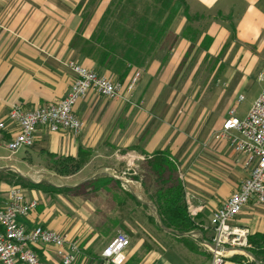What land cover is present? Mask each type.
<instances>
[{"label":"crops","instance_id":"1","mask_svg":"<svg viewBox=\"0 0 264 264\" xmlns=\"http://www.w3.org/2000/svg\"><path fill=\"white\" fill-rule=\"evenodd\" d=\"M127 1L0 0V122L5 123V129L0 130V201L11 187H19L27 201L37 202L23 223L41 225L77 240L80 254L76 263L88 257L102 264L100 254L115 236L106 230L128 226L126 215L118 221L117 204L111 201L110 193L98 190L72 196L46 193L21 183L74 188L105 175L118 180L125 191L141 201L145 196L141 186L127 185L121 177L109 173L80 176H85L91 165H102L119 149L127 153L135 150L144 157L166 153L183 181L188 213L203 228L192 240L205 254L174 244L160 254L147 252L139 257L138 264H211L212 254L202 241L212 236V212L248 175L242 158L225 139L216 140L213 134L221 130L231 109L236 116H245L264 88V0H184L187 15H206L203 23L191 27L193 31L200 28L194 47L184 36L189 21L181 9L141 69L133 103L107 99L91 90L74 107L83 123L79 135L41 128L31 148L13 155L5 149L16 132L15 124L7 118L11 107L31 110L64 98L74 79L68 62L121 82L139 71L120 62L102 66L93 56L91 38L105 13ZM205 36L211 43L200 53L222 54L216 67H210L214 70L220 66L222 71L209 78L211 87L200 94L198 88L187 93L185 88H177L175 75L189 49H199ZM191 80L187 79L183 87L194 86ZM239 96L244 98L240 103ZM83 155L89 159L83 168L67 176L71 181L78 178L71 184L51 183L64 177L41 164L47 157L77 161ZM145 211L152 212L149 207ZM230 226L246 229L248 236L264 234V204L249 203ZM141 246L137 242L126 249V262ZM45 249L46 254L39 253L42 258L56 259L54 249ZM243 251L236 249L222 264H245L243 259H235L245 257ZM251 257L248 264H258Z\"/></svg>","mask_w":264,"mask_h":264},{"label":"built area","instance_id":"2","mask_svg":"<svg viewBox=\"0 0 264 264\" xmlns=\"http://www.w3.org/2000/svg\"><path fill=\"white\" fill-rule=\"evenodd\" d=\"M66 66L74 79L64 98L31 110L19 105H13L9 110L7 118L16 126V132L5 144L9 155L31 148L41 128L51 133L79 135L83 123L75 115L74 107L80 99L93 90L107 99L130 103L140 78V72L135 71L126 82H121L74 62H68ZM243 99L239 96L237 102ZM4 129L5 123L0 122V130ZM213 138L225 139L232 151L242 158L248 171L236 190L212 212V236L205 242L221 250L214 251L202 243L212 254L211 264H222L236 249L247 247L248 231L230 226V222L249 203L264 204V88L245 116L238 117L231 109ZM36 207L37 202L27 201L17 186L11 187L5 199L0 201V264H75L80 254L77 240L41 225L27 226L22 222ZM129 245V237L117 233L100 254L103 264H124ZM47 247L54 249L56 259L39 255L40 252L46 254Z\"/></svg>","mask_w":264,"mask_h":264},{"label":"trees","instance_id":"3","mask_svg":"<svg viewBox=\"0 0 264 264\" xmlns=\"http://www.w3.org/2000/svg\"><path fill=\"white\" fill-rule=\"evenodd\" d=\"M183 9L187 16L184 0H128L127 4L115 5L109 8L105 17L100 22L95 34L91 38L93 56L102 66H111L120 62L135 68H143L155 52L157 45L169 28L172 20ZM196 32H192L194 35ZM190 30L184 36L188 39ZM203 41H211L205 36ZM73 161L71 158H64ZM143 169L147 171L148 178L140 183L145 196L137 201L118 180L101 175L74 188H56L42 183L22 182L31 189L41 190L46 193H65L72 196H81L89 192L106 190L110 184L120 186L134 203L147 210L142 204L151 203L160 215L162 224L177 232H203V228L191 218L184 200V185L174 163L166 153H156L144 157ZM137 181L138 178L134 177ZM153 188L154 192L149 193ZM152 213V212H151ZM153 215V213H152ZM154 221V215L151 217ZM158 229L159 226L156 225ZM190 239V238H189ZM188 237H176L179 242H184L194 251L195 245L189 243ZM207 242L209 239H205ZM256 260L264 264V234L254 233L247 236V248ZM136 256L124 264H138Z\"/></svg>","mask_w":264,"mask_h":264},{"label":"rangeland","instance_id":"4","mask_svg":"<svg viewBox=\"0 0 264 264\" xmlns=\"http://www.w3.org/2000/svg\"><path fill=\"white\" fill-rule=\"evenodd\" d=\"M189 25L187 26L186 30L184 31V34L187 30H190L194 33V35L191 34V36L188 38V40L191 43V48L194 47V43L198 37V32H200V28H198L197 31H193L191 29L192 25L197 23H203L206 19V15H187L186 16ZM208 37V36H207ZM204 39V38H203ZM211 39V38H210ZM211 41H203L199 45V49L196 51H193V49H189V51L186 53L185 58L183 59L181 68L177 70L176 81L178 87L177 88H185L186 92H192L193 90L198 88V94H200L205 88L211 87L208 86L210 79L212 77H217L220 72L222 71L221 68L211 69L210 67L218 64V61L221 60V55H208V54H202L200 51L202 50H208V47L210 46ZM154 55V54H153ZM152 55V57H153ZM210 56V57H209ZM151 59V58H150ZM146 66V65H145ZM144 68V67H143ZM138 69L141 75V69ZM191 78L192 83H194V86H184L187 79ZM210 78V79H209ZM140 79V78H139ZM207 85V86H206ZM133 103V102H130ZM139 104V105H138ZM136 103L135 106H140V103ZM246 102L242 104L241 106H245ZM241 107V108H242ZM128 154V155H127ZM132 157H130V156ZM110 156V157H109ZM107 159H104L105 162H102L100 166H94L91 165V168L86 170L87 174L85 176H80L81 178H86L91 176L93 173H109L113 176L121 177L125 181H127V185H131L132 187L138 188V185L142 181H146L148 178L147 171L145 168L143 169L142 166V154L138 151H132V152H125L124 150H116L113 155H109ZM89 156L83 155V157L79 158L77 161H70L66 160L64 158H53V157H47L41 160V164L43 166H46L48 168L53 169V171L59 176L64 177L60 179H56L54 182H51L57 186L71 184L73 181L77 182L78 178L73 179L72 181L70 179H67V176L74 174L81 168H83V162L87 161ZM134 177H137L138 180L136 181ZM108 193H110V198L113 203L117 204V212H118V221L122 217H127L128 219V226H118L117 229H114L112 231L106 230L107 232H110L111 234L116 235L117 233H124L126 234L130 239V245L129 248L133 247L137 242H141L142 246L139 249V252L136 253V257H143V255L147 254V252H154V253H162L164 250L168 249L169 247H172L174 244H180L181 246L187 248L190 252H193L195 254L203 255L205 254V251L202 247L198 246L197 243L192 240L195 239L192 236H189L187 240L189 243H192L195 245V250H190L187 245L184 242H179L176 240L175 235L165 232L161 229H158L156 225L158 226L155 218L154 221L151 220L150 216L152 217L151 212H146L145 210H142L140 206L136 205L134 201L129 198V196L124 192V190L116 185V184H110L108 187ZM154 192L153 188L150 189L149 193L152 194ZM150 209V208H149ZM151 210V209H150ZM152 211V210H151ZM146 213L149 214L147 217ZM185 238V237H183ZM247 248V247H246ZM245 257L235 258L236 260H244L245 264H248L250 259L253 256L251 254H244ZM254 257V256H253ZM140 260V258H139ZM256 260V259H255ZM258 264H263L256 260ZM75 264H99L94 263V261H90V258H86L85 260L75 263ZM101 264V263H100ZM103 264V263H102Z\"/></svg>","mask_w":264,"mask_h":264},{"label":"water","instance_id":"5","mask_svg":"<svg viewBox=\"0 0 264 264\" xmlns=\"http://www.w3.org/2000/svg\"><path fill=\"white\" fill-rule=\"evenodd\" d=\"M51 185V184H50ZM144 205H146L147 207H149L152 212H153V215H154V218L159 226V228L165 232H168V233H171L177 237H189V236H196V235H200V232L196 231V232H190V233H179L177 232L176 230H173V229H169V228H166L162 222H161V218H160V215L158 214L157 212V209L151 204V203H145V202H142ZM202 243H206L204 240L202 241ZM212 250L216 251V250H221V249H216L215 247L211 246L210 244L206 243ZM245 253H247L248 255H251L249 252H246V251H243Z\"/></svg>","mask_w":264,"mask_h":264}]
</instances>
